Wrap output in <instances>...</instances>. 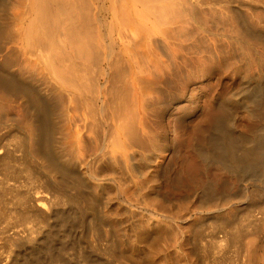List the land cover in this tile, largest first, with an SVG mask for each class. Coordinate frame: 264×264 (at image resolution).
<instances>
[{
	"label": "rangeland",
	"instance_id": "obj_1",
	"mask_svg": "<svg viewBox=\"0 0 264 264\" xmlns=\"http://www.w3.org/2000/svg\"><path fill=\"white\" fill-rule=\"evenodd\" d=\"M143 1L116 0V5L123 10L124 16L115 21L112 20V14L107 13L108 20L113 21L107 24L108 33L119 44L124 41L129 44L127 55L131 60L134 77L131 80L133 89L130 97V122L133 129L128 135L124 131L121 133L105 131L104 118L106 116L100 110L96 111V127H94L89 109L85 104L70 101L69 92L65 91L67 93L66 101H64L66 107L57 104L60 115H58L56 124L57 127L59 126L58 134L61 135L58 138L61 141H67L68 134L70 136L68 142L71 140L73 142L72 153L76 159H79L74 160L76 169L74 168L75 173L74 171L73 173L81 178L80 182L78 184L76 177H72L74 175L69 172L68 177H64L67 188L70 194L81 192L87 202L89 200L94 203L93 210L86 214L82 225L74 227L70 235L63 231L58 233V242L66 244V255L64 252V256L69 257L70 260L74 252L71 247L76 242L77 247L79 245L85 248L96 255V259L104 260L107 264H120L122 259H119L120 261L111 260L117 250V254H121L119 251L124 250L125 252L127 247H129V254H133L135 250L133 255L135 258L138 257L137 259L143 260V257L152 256L154 264H188V262L229 264L227 260L222 259L224 249L220 238L222 239L221 236L224 234L223 227L225 225L229 229L234 223V226H237L241 224V219L242 222H246V214L250 208L244 204L243 199L240 200L241 198L235 199L234 206L229 210L228 207L219 209L217 203L213 201H210V204L205 203L208 199L205 198L208 197V190H202V194L194 192L193 178L199 175L202 178L205 177L204 179L209 176L213 183L215 181H217L215 183L228 181L232 184L236 182L235 185L233 184L236 189L234 192L239 189L240 192L242 191L241 179L245 180L243 184L248 183V179H243L241 174L237 175L238 172L230 171L218 160L208 162L202 158L200 153L211 151L215 147L214 137L217 134L219 135L217 141L219 140L220 143L223 141L225 123L227 124L225 128H229L231 135L237 141L245 136H252L256 128L260 127V131L264 130V113H262L264 112L262 111L264 109V0H153V3L152 0ZM132 9L138 12L136 16L131 13ZM123 18L127 19L123 21L124 23L121 20ZM96 76H98L97 72ZM135 88L140 93H134ZM259 90L263 93L258 94ZM164 93L167 94V98L164 97ZM161 94L164 96L162 97ZM227 96L232 98L231 101H228L230 99ZM254 101L257 102L254 103ZM19 104L18 102L17 109L21 107ZM261 106L262 109H260ZM248 108L256 113H251ZM20 109L17 111L21 113ZM226 113L231 119L229 117V120L227 119ZM257 113L261 114V117ZM108 120L114 123V117ZM219 123H223L221 127ZM217 130L221 132L216 133ZM62 134H66V139ZM21 135L22 130L17 126L11 129V124L7 122L5 114L0 112V152L4 154L3 150L7 149L6 147L15 149L13 150L15 153L12 151L10 154L12 156L8 157L11 161L9 166L15 172V176L12 175L13 178L9 181L14 185V189L8 192L7 190L2 191L3 186L7 189L4 167L7 165L8 158L0 160V164L3 162V169L0 165V177L2 178L0 179L2 181L4 179V183L0 185V211L4 210L3 217H5L0 219V228L8 224V229L12 228L9 229L10 232L14 231L13 228L22 230L28 228L27 225L30 227L39 222L33 215V219L32 217L26 221L20 219L22 196L39 192V194L45 193L46 196L48 193L52 194L53 185L51 183L56 177L53 176L54 171L48 170L40 158L36 157V161L28 165L24 163L19 146H17ZM209 135L212 138H209ZM142 136L145 138L143 139ZM149 136L157 140L160 151L143 149L141 139L145 141ZM212 139L213 141L209 142ZM208 143L212 146L210 147ZM126 149L128 155H126ZM145 154L147 156H144ZM31 158L34 159V157ZM148 160L151 165L148 164ZM89 169L91 170L88 171ZM158 169L161 175L157 177ZM86 173L88 176L85 175ZM249 174H254V171L249 170L246 176H250ZM250 184L248 183V186L251 187ZM204 192L206 195H203ZM118 195L117 201H113ZM202 195L205 197L203 198ZM200 196L201 199H206L202 203L208 204L206 205L208 207H199ZM262 204L264 205V202ZM48 205L47 202L43 206L33 205L32 211L34 208V210L40 208L42 211L45 210L44 212H51L50 218L53 222L51 219L50 221L54 223L55 215L52 214L54 210ZM68 208L70 204L64 200L57 205L58 210ZM260 208L259 206L253 207L256 210ZM229 213H232V216ZM163 214L168 217H164ZM154 223L156 225H153ZM219 226L222 229L219 230ZM141 227L147 231L150 230L148 231L149 237H145V243L138 241ZM214 232H217L219 236ZM136 233L137 241L134 236ZM153 233L159 235L152 236ZM115 236L119 240L114 238ZM110 237L113 240H110ZM212 237H216L215 240ZM211 239L212 242H210ZM71 240L73 243L70 242ZM125 244L129 246L126 247ZM112 248L121 249H114V251ZM212 248L217 251H213ZM0 250L4 253L8 250L4 255L5 260L8 257V259L12 258L13 252H10V249L3 246ZM142 250L144 252L146 250L147 254H143ZM233 250L235 255L237 249ZM210 257H212L211 260ZM238 258L236 256L234 260L240 263ZM196 259L199 261L195 262ZM42 260L44 264H47V261H44V254ZM71 262L74 263L75 260L72 259ZM122 263L126 262L122 261Z\"/></svg>",
	"mask_w": 264,
	"mask_h": 264
},
{
	"label": "bare ground",
	"instance_id": "obj_2",
	"mask_svg": "<svg viewBox=\"0 0 264 264\" xmlns=\"http://www.w3.org/2000/svg\"><path fill=\"white\" fill-rule=\"evenodd\" d=\"M148 6L149 5H147V7ZM146 9L148 10V8ZM108 12L112 14V20L114 21L124 16L123 10L116 5V0H109V3H107V0H11V1L0 0V112L5 114L7 118V122L11 124V129L17 126L22 130L21 139L17 146H19V150L21 151V157L24 163L28 165L29 163L36 161V157L40 158L42 160V164L45 165V167L48 168V170L51 169L52 171H54V175L53 173L52 175L54 177L56 176L53 182L51 183L54 187L50 186L53 192L52 194L48 193L49 195L47 194L46 196V194L43 193L45 194L44 196L42 193H41L42 195L39 194L40 193L39 192V193H34L33 195L31 193V195L26 194L25 196H22V211L20 214L21 216L20 219L22 221H26L31 217L33 219L34 216L35 218L38 219L39 221L38 223L30 227L29 225H27L28 228L25 229L23 228L22 230H20L21 228L19 230H15V228H13L14 229L13 232L9 231L10 228L8 229L7 226L8 224L6 225V227L0 228V241H1L0 247L5 246V248L10 249V252H13L11 254L12 258L10 257V259H8L9 258L8 257L5 260L4 255L6 252H8V250L5 253L2 250H0V264H44L43 260L41 261L43 254L45 255L44 261H47V264H107L104 262V260L102 261L96 259V255L86 250L85 248L79 245L77 247L75 245L76 242L73 243V241L75 240H73L72 237L71 239L73 241L71 240L70 242L73 243L71 250L72 248L74 249L72 259H74L75 262L73 263L71 262L72 259L70 260L69 257L67 258L64 256V252L66 255V244L58 242V233L63 231L64 233H67V235H70L69 233L72 232L74 227L76 228L77 226L82 225L83 219L86 217V214L89 211L93 210L94 203L89 202V200L87 202L85 196L81 192L70 194L69 189L67 188L68 185L66 184L64 177L66 176L68 177L69 172L72 173V175H74L72 177L74 178L76 177L77 183L80 182L81 178L77 174H74L75 173L74 168L76 169L75 167L76 163L74 160L76 159V157L74 156V153H72L73 142H71L72 141L71 139H69L71 141L68 142V137L70 138L68 134H67L68 136L67 141L66 140L61 141V139L58 138L61 135L58 134L59 126L57 127L56 121L57 118L59 117L58 115H60L57 108V104L66 107L64 101H66V97H67L66 92H69L70 101H74L76 104H85L87 109H89L88 111L91 112L94 127H96V118H95L96 111L100 110L104 112L107 118V119L104 118V122L106 121L105 131L107 130L108 132H112V133L114 132L121 133L122 131H124L128 135L131 129H133V126L131 125L130 122V115H131L130 97L132 96V89H133L131 80L132 77H134V74H132L131 60L127 55V48L129 44L127 41L126 42L124 41L119 44L115 40V38L110 33H108L107 24L108 22L111 23L113 22L112 20L111 21L108 20L109 16L107 15L110 14ZM131 13L134 16H136L138 12L135 9H132ZM152 13L154 14V11H152ZM138 17L140 16L138 15ZM123 19H121L122 22L127 20V19L124 20ZM157 31L158 30H156V32ZM96 72L98 76H96ZM39 82L45 84L42 85ZM247 88L250 89L249 87ZM244 91L246 90L244 89ZM134 93L138 94L140 92L138 89L135 88ZM261 93L263 92L260 91V93L258 94ZM164 95H162V97L164 96L165 98H167L166 96L167 94L164 93ZM249 96L251 97V95ZM162 97L160 99H162ZM227 98L229 97L227 96ZM219 99L221 100V98ZM229 99L230 100L228 101H231L232 98ZM18 102L20 103L19 105H21V107H19V109L21 108L20 110H22L21 113L20 111H17L19 110L17 109ZM256 102L257 101H254V103ZM256 108L258 107L256 106ZM260 109H262V106ZM262 111H264V109ZM250 112L256 113V111L255 112L250 111ZM260 115L261 114H258V116ZM110 117H114L113 124L108 120ZM228 117L229 116H227V119ZM219 118H222V116ZM214 121L216 120L214 119ZM222 124L223 123H219L220 127ZM226 125L227 124L225 123L224 126L226 127ZM225 127H223V131H224L223 133L224 138L222 137L223 141H221V143L219 142V140L217 141V138L219 136L217 134V136L214 137V141L216 142L215 147H213L212 150L209 148L211 151L200 153V155L204 160L208 162L218 160L230 171L234 173L238 172L237 175L241 174L243 179H248V183L249 184L251 183L250 184L251 187L248 186V183L243 184L245 180L241 179L242 182L241 181L239 182H241L240 185L242 191L240 192L239 189L234 192V190H236L234 189V185H235L234 183L236 182L233 183L234 185L228 181H222V180H221L222 182L220 183H215L217 181L213 183L210 180L209 176L206 179H204L205 177L202 178L201 176L197 175L195 176V178H193L194 179L193 186L195 188L194 192L196 191L197 194H200L202 190H208V195H207L208 197L203 196L206 195L205 192L202 195L203 198L205 197L206 199L207 198L208 199L207 200L205 199L206 200L205 201L204 199H201L200 196L201 202L197 201L199 207H203V206L205 207L206 205H208V204L204 205L202 201H205V203L209 202V204L210 201H213L217 203L216 205L219 206L218 207L219 209H226L228 207L227 209L229 210L231 207L234 206L235 199L238 198H241L240 200L243 199L244 204L250 208V210L248 209L249 211L248 214H246L247 219L245 218L247 221L246 222L243 221L244 224H242L243 222L241 219V222L239 221L241 224L234 226L235 224L234 223L233 226L230 227L229 229H227V227L224 225L223 227L224 234L221 233L223 234V236H221L222 239L220 238V241L222 240L223 242L221 243L224 249V252L222 251L223 252L222 259L227 260L229 264H264V205L263 204L261 205V203L264 202V130L260 131L259 129L260 127L256 128L259 131L255 130L256 132L253 133L252 136H245L243 137V139L237 141L231 135L232 133H230L229 128H225ZM63 129L65 128L63 127ZM61 131L59 133H61ZM218 131L219 130H217L216 133L221 132ZM234 133L236 134L237 132ZM213 134L214 133H212V135ZM210 135L209 138H212L210 137ZM144 138L145 137H143V139ZM143 139H141L143 143L142 145L143 149L149 151H153L155 149L158 150L159 145L154 137L149 136L146 138L145 141H143ZM212 141L213 139L210 140L209 142ZM6 148L7 149L4 148L3 150L4 154L0 152V160L7 159L10 156V154H12L11 152L15 150L13 149V147L11 148L6 147ZM126 155H128L127 149H126ZM144 156L147 155L145 154ZM31 157H34V159H32ZM10 162L11 161H9L8 158L6 162L7 165L4 167L5 169L4 178L5 180L7 179V189L5 188V186H3V190L1 189L3 192H5V190H7L8 192L14 189L13 187L14 185L9 182L13 178L12 175H14L15 173L14 170H12V167L9 166ZM2 163L0 165H2ZM148 164L151 165L149 160H148ZM227 168H225V170ZM2 169H3V165H2ZM90 170L91 169H89L88 171ZM246 170H248L247 174L249 170L254 171V174L252 175L249 174L250 176H246L247 175ZM230 171L227 172L231 174ZM159 174H160V170L158 169L156 176L158 177ZM85 175L88 176L87 173ZM1 179H0V185L1 183L2 184L4 183V179L3 181ZM86 179L88 178L86 177ZM238 188H240V186H238ZM80 190L81 189L79 188V191ZM23 194H24V190H23ZM118 198L119 195L113 201H117ZM61 200H64L68 204H70V208L66 210H58L57 205L58 203H61ZM46 202L47 204L50 205V207L53 208L52 210H54L52 212V214L55 215V216L53 215L55 217L54 223H51L52 219L50 217L52 215L50 212L51 210L49 209L50 207L48 208V211L50 210L49 211L50 213L44 212L45 210L42 211L40 208H39L40 210L39 209L34 210L35 209L34 208L32 211V207H34L33 205L37 204L38 206H43L44 204H46ZM255 206L257 207L259 206V208L261 206V208L259 210L253 209V207ZM3 214H4V210L0 211V219L4 216ZM229 214L230 216H232L231 215L232 213ZM241 214L244 215L243 213ZM230 216L228 215L229 218ZM164 217H168V216L164 215ZM231 219L235 220V218L233 217H231ZM11 222L13 223L12 220ZM222 224L224 223L222 222ZM153 225L156 224L154 223ZM220 226L218 227L219 230L223 225L221 227ZM142 228L143 227H141V230H139V235H138L139 242H144L146 239L145 237L147 236L149 237L150 235V233L148 234V231L150 230L147 231L146 229H142ZM155 228L156 227H154V229ZM218 228L217 231H219ZM145 230L147 231V233ZM152 230L153 228L151 229V231ZM198 233L200 234V232ZM214 233L215 235H217L216 234L217 232ZM145 234L148 235L145 236ZM154 234L156 233H153L152 236H155ZM134 236L136 237L137 233ZM114 238L119 240V238L116 236ZM111 239L112 238L110 237V240ZM133 241L135 242L134 239ZM136 241H137V237H136ZM197 241H199V239H197ZM206 241L204 242L206 243ZM210 242H212V239ZM109 243L111 244V242ZM212 245L214 246V244ZM217 246L219 248L218 244ZM128 248L129 247H127V250L125 252L123 250L124 253L122 251H119L121 252V254H117L118 252L117 249H121V248H114L117 250V252L116 254H114L113 259L111 261H117L119 259L120 260L122 259L121 261L119 260L120 264L122 261L126 262L124 264H154L152 256L143 257V260H140L137 259L138 257L135 258V256L133 255L135 254V250L133 249L134 250L133 254H129ZM233 249L235 250L237 249V252L235 251L236 252L235 255L233 254L234 253ZM28 250L30 252L27 253ZM209 250L211 251V248ZM214 250L216 249H213V251ZM142 252L143 254H147L146 250H145L146 253L143 250ZM110 253L112 254V252ZM139 253L141 252L139 251ZM207 254L208 253H206V255ZM219 256H221V254ZM236 256L239 257L238 259H240V263H238L239 262L238 259H237L238 262L234 260V257ZM211 259L212 257H210V260ZM197 261H199V259L198 260L196 259L195 262ZM192 263L194 264V262H188V264H192ZM223 263L225 262H222V264ZM198 264L201 263L199 262Z\"/></svg>",
	"mask_w": 264,
	"mask_h": 264
}]
</instances>
